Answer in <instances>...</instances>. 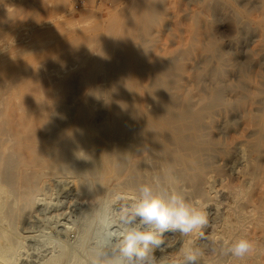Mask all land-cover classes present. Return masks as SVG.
Returning <instances> with one entry per match:
<instances>
[{
    "label": "bare ground",
    "instance_id": "bare-ground-1",
    "mask_svg": "<svg viewBox=\"0 0 264 264\" xmlns=\"http://www.w3.org/2000/svg\"><path fill=\"white\" fill-rule=\"evenodd\" d=\"M207 1L208 0H206V3ZM1 2H3V6L0 5V15L3 18L9 17L13 13V11H8V8H13L15 11H18L26 5V0H1ZM47 3L45 4V6H47ZM164 3L165 0H131L129 6H127L123 10L121 18L116 19V21H114V24L112 23L113 20H111V23L113 25H111L110 29H105L106 31L103 35V30L101 29L100 32L95 33L94 36L89 38L88 40L87 38L84 39L85 45L81 44V46H79L81 50L83 46L84 50L86 48L90 49L92 59L90 60V63L86 65V67H81L83 60V56H81V53L83 55V53L85 52L83 50L81 52V50H79L80 48H78L79 51L76 49V53L79 52V55L77 56L76 54L75 56L79 57V59L81 58L79 61H77L78 58L75 59L73 54L71 55H73L72 57H74V59L71 60H69L70 58H72L71 55L70 57L67 56V58L66 56L60 55L67 61L69 60L71 62L73 60L72 62H77L72 64L70 62H67L65 64V60L63 61V59L60 58L62 63H64V66L59 65L60 63H57V65L55 62L54 64L52 62V64H56V66L51 67V65L48 64L51 63L49 60L47 63L43 61L44 64H42L43 62L41 61L42 63H39L40 65L38 64V66H35L33 69H26V71H29L27 73L28 76L25 75V70H22V74L25 76V78L23 75L21 77L18 76L19 74L21 75V71L19 72V70H17L21 64L17 66L18 63L16 62L6 66L4 70H2V73L6 74V77L8 76V74L12 75L11 73H13V75L19 73L16 76L14 75L15 81L9 80V84L14 81L13 84L11 83L12 85L10 84V88L13 86V89H20L18 93L21 94L18 95H22L21 97L23 101L19 98V100H21L20 102H22L20 103V105L18 103V105L16 104L17 106L15 105V107H10L6 110V114L4 115L5 118H3V122L0 123V137L2 138L1 140H3L1 143H8V146H10L11 148L5 147V145L3 146V144L2 146L4 148H8L9 150H11L13 147V153L11 152L12 154L15 155L17 152L20 156H22L20 158L23 159L24 157L25 163L22 161L24 164H21L22 167L19 172H22L21 176L23 179H28L24 178L27 177L25 175H29L28 177L30 178V176L33 174V177H40L39 181H42L44 177V179L46 180V184L48 182V184L50 183V185L52 182L53 184L59 183L58 185L62 184V182H68L71 185L74 184V186L70 185L71 187H74V189L76 187L78 191H83L82 193L84 194L83 196H85V198L86 192H90V194L93 193L95 195L102 191L100 190L101 188H98V193H95L94 191L96 189L95 186L100 181L98 180V176L100 175V173L102 175V177L100 175V177L102 178V183L106 184L109 183V179H112L113 181L118 178L120 171L122 173V170L126 166L128 167L126 168L128 173L124 172L126 175L124 173H122L123 175L121 174L123 176V178H120L122 181L119 179L116 180L121 182H118L119 185L126 184L127 186V183L129 182H127V180H130L129 177L131 179L133 177V180H135L136 177L134 176H136L138 173L141 174V171H138L143 167H146V163L148 164V162L150 161L152 164L148 166H151V168L154 166L155 169H158H156V171H161V173L163 172L162 176L159 175L161 173L157 172V175H159V180L163 178V181L165 183L172 186L174 179L176 181L181 180V182L190 179L192 182L194 179L191 178V176L189 178L188 175L190 171L193 174L195 172L194 175H196V179L199 176L200 179L201 176L205 177L208 173H206L207 171L205 172L204 169L206 166H210L211 163L205 165L203 164V162L212 154L218 155L220 152L224 151L226 158H222V161L225 159L227 163H231L232 161H234L235 163V161L238 159V154L236 153L241 152L239 151V149L243 147L241 149L243 150V152L242 154L240 153L242 156L239 155V161L242 163L241 168L243 167L242 169H244L239 172V176L241 178L240 183L242 181V183L244 184L243 187H246L245 190L248 191L249 188L250 190H252V198L249 197V201V199H246V197H244L246 200H248L246 205L244 203H240L241 205L237 204L241 207L245 206V208H243L246 210V213L248 215V217H246L245 215V222H242L244 224V226L242 224V228H248L247 225L251 224L255 225L254 227L256 228L261 227L260 229L263 230L264 168H262L263 166H260L261 168L258 169L259 166L256 167L257 162L254 163V166L252 161L255 162V158L257 157V155L259 156V151L261 150V148H264V0H217L214 5L215 13H221V11L231 10V16L228 18L230 19L232 27L235 31V36H233V40H231L233 42L232 44H234L235 48H237L236 51L239 54V56L234 61L226 57L225 51L219 48L216 42L213 43L212 40L209 39V37L204 38L200 29L198 28L189 30L186 37H184L185 35L183 37H173L165 43L157 40V33L155 36L157 39L149 40L147 36H149V34L151 35V33L149 32L150 30L153 31V29L158 28L161 30H170L171 28L170 24L168 23V21L170 20L167 19L168 21H166L162 19V13L165 11ZM4 6H6L7 9H4ZM35 10L37 9L35 8ZM17 18L18 17H16V19ZM172 26L174 29V25ZM188 26L189 25H187V27ZM80 34L82 35L83 32ZM244 37L245 39L251 38L253 42L247 45V43L243 39ZM75 40L77 41V39H74L73 41ZM78 41L79 43H81L80 41L82 40L78 39ZM61 43L54 45L53 47L52 45L44 46V51L51 49V52L54 51L52 53H56L57 51L62 49V45H66H60ZM21 48V43L17 44L14 41H7L5 38V32L0 31L1 60L2 58H12L13 56L17 55ZM115 49L119 50L117 54L121 56H119L122 63L121 68L119 67L121 70H119L120 75L118 77L115 76L117 79L115 77H112L115 78L114 81L111 79L113 83L111 82L109 85H105L110 79H107L108 81H105L104 83V77H100V75H102V67L104 66L103 62L105 60V57ZM48 54L50 55L49 52ZM110 54L112 55V53ZM54 55H58V52ZM54 55L51 54L52 57H50L53 59ZM42 56L43 54L40 57ZM40 57H38L39 60ZM108 57H110V55ZM114 58L115 56L112 58L113 61ZM34 60L35 59H33V61ZM108 60L111 61L109 58ZM15 61L16 59H14L12 62ZM31 62L32 59L30 63ZM110 63H108V65ZM26 64L28 63H25V65ZM33 64L35 65V63ZM105 64L107 65V63ZM117 64L118 66H120V63L117 62ZM48 65L49 68H53L54 71H50V69L46 70L45 66ZM1 66L2 65H0V67ZM226 66L231 67L232 69L234 68L235 71H237V84H231L228 80H225L226 70H224V67ZM26 67L29 66L26 65ZM109 67L110 66H107L108 69ZM20 68L22 69V67ZM111 69L116 70L115 67ZM105 70L106 69L104 68V71ZM116 71L114 72V74L117 75ZM59 75L61 77H59ZM12 76L10 77L12 78ZM1 77L2 76H0V78ZM10 77H8V79ZM27 80L38 82L37 84H35V82L32 83L31 81L29 83L30 85H27L26 87L25 85ZM31 83L33 85L35 84V88H32L33 85H31ZM9 84L7 86H9ZM61 87L63 88V91L60 90ZM14 96L15 94L12 97ZM232 110H234L236 113L240 112L245 115L244 119L246 118V116L249 117V119L254 122V126L252 125V122H250L251 125L249 128L252 129L248 128L247 131H245L247 134L243 130L241 131L246 135L244 134L242 137V133H240L239 137H241V139L233 141L232 144L231 139H228L231 142H228L229 145L227 144V147H223L224 143L222 144L214 140H209L208 136L212 133L214 134L217 132L218 125L220 126L219 121L225 118L227 114L230 115L229 113ZM245 124L246 126L249 125L248 122H246ZM128 129L130 130V132H128L127 135L125 132L129 131ZM124 133L127 135L126 137ZM250 137L254 138L251 139ZM131 140H136L134 146V155L131 158L129 157V159L127 155L125 161L126 151L129 152L131 149L129 147L125 151L124 149L129 141L131 142ZM132 144H134V142ZM2 146H0V149L2 148L0 150V152L2 151L1 153L4 152V148ZM7 152L9 154L10 151L7 150ZM39 153L42 154L41 161L38 160L37 155ZM131 154H129V156ZM254 155L255 158H253ZM124 161L126 163H124ZM263 161L264 159L262 160V162ZM233 165L234 164H232V166ZM90 168H92L93 171L95 170V176L93 175L94 177L86 179V175L90 171ZM152 169L154 170V168ZM151 171L152 170H150V172ZM238 171L236 172L238 173ZM30 173L32 174L30 175ZM152 173L154 172H151V174ZM145 174L146 173H144V175ZM2 176L1 178H3ZM32 176L31 178H33ZM151 178L152 177H150V179ZM236 178L237 177H235V180ZM123 180L125 181V183H123ZM24 181L23 184L25 183ZM36 181L38 182V180ZM131 181L128 184L132 183L134 185L133 182L135 181ZM163 181L162 184L164 185ZM176 181L174 182V184L176 183ZM206 181L207 183L204 182L206 185H211V183H208V180ZM236 182L239 184L238 180ZM179 183L176 184L179 185ZM18 184L21 185L22 183ZM26 184H28V182ZM48 184L47 186H49ZM98 185L97 187L101 186ZM119 185H117V183H114V185L111 187V190H108V193L111 194L112 192V194H114L115 192L120 191L118 188L122 187L123 185L117 187ZM133 185L131 186L132 190ZM5 186L2 187L5 188ZM23 186L26 189L28 187H26V185ZM126 186H123L122 188ZM243 187L241 188L244 189ZM30 188L31 191H38L36 188L41 190L42 187L40 188L35 186V189H32L31 186ZM134 188L137 189L136 187ZM172 188H175V186H173ZM238 188L236 189L233 187L232 189L231 187L230 189H232L233 191L236 189L237 192L242 190L241 188H239L241 190L238 191ZM211 189H213V187ZM20 190L21 189H19V191ZM77 190H75L74 192L77 193ZM0 191L2 192L0 193V195H3L4 192H7V189H4V192L2 190ZM35 191L33 192V194L36 193V196L41 195L40 193H42V190L39 194H37L38 192ZM121 191L123 193L126 192L122 189ZM233 193H236V191ZM246 193H244L243 195L242 192H240L237 196L239 198L240 194L242 196H245ZM94 195L91 196L94 197ZM11 196H13V193ZM27 196L25 197L27 198ZM31 196L34 197V195ZM108 196L109 198L112 197L110 195ZM93 197L92 200L95 199ZM235 197L233 196L232 198L236 199ZM14 198H16V196ZM18 199L20 198H17V200ZM28 199L31 201L30 198ZM48 199L50 198L48 197ZM3 200L1 201L2 203L5 202ZM94 201L97 202V199ZM237 201L240 202V199H238ZM36 202L38 203L39 199ZM83 202L86 203L85 201ZM101 202L103 201L99 199L97 203L100 204ZM238 202L233 203L235 204ZM7 203L8 202H6V204ZM91 203L94 202L91 201ZM95 203L94 205H97V203ZM233 203L232 205H234ZM34 204L35 206L37 205L36 203ZM239 206L236 207L239 208ZM233 208L232 206H229L230 212H233ZM235 208L234 214H236L235 210L236 212H240V210L238 211V209ZM105 210L101 211L105 212ZM2 212L3 211H1V213ZM231 214L234 215L233 213ZM239 214L241 216V213ZM230 216H228L227 218L231 219ZM243 218L241 219V221L243 220ZM247 220L248 223H246ZM227 221H225L224 223L226 224ZM233 222L235 224H233ZM233 222L232 224L236 229L234 231L238 232L237 230H239L238 227H241V223L239 226L238 223L240 221L236 222V220L234 219ZM229 224L228 226L231 225ZM0 226H2V224H0ZM89 226L87 228L88 230H90ZM225 229L227 231L229 230V232L231 231L230 229H228V227H226ZM244 230L242 229V231ZM251 230L255 232V230ZM0 231L2 230L0 229ZM242 231L241 233H239L240 231L238 233L242 235ZM233 232H230V234ZM246 232L248 233L249 231H245V233ZM255 234H249L247 238L255 242L256 245V241L262 242L264 240V230L261 231V233L258 235L257 233ZM86 235L84 234L82 241L86 240ZM236 235V233L235 235L231 234L230 237L235 236L236 238ZM2 236L3 235H1L0 237ZM2 246L5 245L3 244ZM259 246L256 245V247ZM262 250L264 253V249ZM256 253L258 254V252ZM252 255L250 256V258L253 257V261L248 257H246V259L248 258L250 262L255 264L254 260L257 259L256 256L258 257V255ZM243 261L245 262V260ZM250 262L248 264H250Z\"/></svg>",
    "mask_w": 264,
    "mask_h": 264
},
{
    "label": "rangeland",
    "instance_id": "rangeland-1",
    "mask_svg": "<svg viewBox=\"0 0 264 264\" xmlns=\"http://www.w3.org/2000/svg\"><path fill=\"white\" fill-rule=\"evenodd\" d=\"M49 1H50V3H49ZM49 1L48 0H28L27 1L26 0V3H25L26 5L24 7H22L21 9H19L18 11L17 10L15 11L13 8H11V9L8 8V11H10V12L13 11L11 16L3 18L0 15V31L5 32L6 40L7 41H14L17 44L21 43V46H22V48L18 52V54L13 56L12 58L11 57L2 58L3 61L0 59V65H2L1 66L2 68L0 67V73H2V70H4V68L6 66L11 65V64L16 63V62L18 63L17 66H19L21 64L17 69V70H19V72L21 71L20 72L21 75L19 73H16V75L19 74L18 76H20V77L23 75L22 72L24 70H25L24 71L25 75H27V73L29 72L28 68L33 69L35 66H38V64L42 63L43 61L45 63H47L49 60L51 63H48V64L51 65V67L56 66L57 63L58 64L60 63L59 65L64 66V63L65 64L67 62L69 63L70 62L69 60L74 59L76 54H77V56L79 55L78 54L79 52L78 53H76V52H77L78 48H80L79 46H81V44L85 45L84 39L87 38V40H88L89 38L93 37L95 33L100 32L101 29L103 30V32H102V35H103L107 29L111 28V25L114 24V21H116V19L121 18V14L123 13V10L127 6H129V4L131 2V0H49ZM208 1L206 3V0H165V3H164V10L165 11L162 13V19H164L166 21L170 20V21H168V23L170 24L171 28H170V30H166V29L161 30L159 28L153 29V31L150 30L149 32L153 36H151L149 34V36H147L148 39L152 40V39L158 38L157 39L158 41L165 43L166 41H168L169 39H172L173 37H183L184 35H185L184 37H186L189 30H191V29L194 30V29L198 28V29H200L204 38L209 37V39L212 40L213 43L216 42L217 45L219 46V48H221L223 51H225L227 58H229L230 60H233V61L236 60V58L239 56V54L236 51L237 48H235V45L232 44L233 43L232 38H233V36H235V31H234V28L232 27L230 19L228 18L231 16V10L221 11V13L220 12L215 13L214 12V5H215L217 0H211L213 2H211L210 0H208ZM46 3H47V6H45ZM0 5L3 6V2H1V0H0ZM3 8L7 9L6 6H4ZM35 8L37 10H35ZM0 9H1V6H0ZM14 12L18 16L15 15ZM190 15H191V17H190ZM197 16H198V18H197ZM217 16H218V18H217ZM16 17H18V18L16 19ZM11 20H13V21H11ZM111 20H113L112 21L113 24L111 23ZM174 22H175V24H174ZM185 24H186V26H185ZM107 25H109V26H107ZM172 25H174V27H175L174 29H173ZM187 25H189V26L187 27ZM194 25H195V27H194ZM95 27H97V28H95ZM155 30H157V31H155ZM82 32H83V34L81 35L80 33H82ZM156 33H157V38L155 37ZM81 37H83V38H81ZM147 37H146V39H147ZM74 39H77V41L76 40L73 41ZM78 39L82 40V41H80L81 43H79ZM243 39L247 43V45H249L253 42V40L251 38L245 39V37H244ZM59 43H61L60 45H62V44H66V45H62V47H61L62 49L57 51L58 55H54L57 52L52 53L54 51L51 52V49L47 50L50 53V55L48 54L47 51H44V46L52 45V47H53L54 45H57ZM218 43H220V44H218ZM67 46H69V47H67ZM83 47H82V50L85 53H83V55L81 53V56H83L81 67H86V65L90 63V60L92 59V55L90 54L89 48H86L84 50ZM79 50H81V48ZM82 50H81V52H82ZM118 52H119V50H116V49L112 50L110 53H112L113 56L109 53L108 56L110 55V57H108V56L105 57V60L103 62L104 66L102 67V75H100V77H104L103 78V79H105L104 83H105V81H108L109 79L110 80L112 79L114 81V79L120 75L119 70L121 68L122 63H121V58H119L120 55L117 54ZM46 53H47V55H46ZM42 54H43V56L40 57ZM51 54L54 55L53 59L51 58L52 57ZM71 54H73L74 57H72L73 55H71ZM60 55L66 56V58H67V56L70 57V55H71L72 58H70L67 61L66 59H63V57H61ZM114 56H115V58L113 61L112 58ZM38 57H40V60ZM17 58H19V59H17ZM60 58H62L63 61L65 60L64 63H62ZM108 58L110 60L111 59L112 60L109 61ZM14 59H16V61L12 62ZM31 59H32L31 63L32 64L35 63V65L33 64L34 66L30 63ZM33 59H35L34 61H36V59H37L36 62H38V60H39V62L36 63L33 61ZM55 59H56V61H55ZM75 59H77V61H79L81 58L79 59V57H75ZM10 61H11V63H10ZM72 61L70 62L71 64L77 62V61H75V62H72ZM44 62L42 64H44ZM52 62H53V64H54V62L56 64L53 65ZM110 62H113V63H110ZM117 62L120 63L119 64L120 66H118ZM25 63H28L26 65L29 67H26ZM105 63H107V65ZM108 63H110V64L108 65ZM22 65H25V66H22ZM49 65L45 66V69L46 70L50 69V71H54L53 68H49ZM111 65L113 67H115L117 71L114 69H111V68H113ZM115 65H117V66H115ZM31 66H33V67H31ZM107 66H110L109 69L107 68ZM20 67H22V69ZM23 68H25V69H23ZM104 68L106 69L105 71H104ZM26 69H28V70L26 71ZM51 69H53V70H51ZM224 70H226L225 80H228L231 84H237V81H238L237 80L238 79L237 71H235L234 68L232 69L231 67H227V66L224 67ZM115 71H116L117 75L114 74ZM11 74L13 75V73H11ZM12 75L8 74V76L6 77V74H3V73L0 74V76H2L0 78V123L3 122L2 119L5 118L4 115L6 114V110L8 108L15 107V105L16 104L18 105V103L20 105V103H22L20 101L21 100L23 101V99L21 97L22 95H20V96L18 95V94H21V93H18L20 91V89H13L12 88L13 86L10 88V84L11 83L13 84V82L15 81L14 80L15 74L13 76ZM53 75H54V73H53ZM105 75H106V77H105ZM10 76H12V78ZM8 77H10V78L8 79ZM59 77H61V76L59 75ZM112 77H115V78H112ZM24 78H25V76H24ZM6 79L8 82L6 81ZM9 80L10 81L14 80V81H12L9 84V82H10ZM110 80L105 85H109L111 82L113 83V81L112 80L110 81ZM31 81L32 80H27L25 86L27 87V85H30L29 83ZM33 82H35V81H32V83ZM37 82L38 81H36L35 84H37ZM32 83H31V85H33ZM8 84H9V86H7ZM35 84L32 86V88L35 86ZM30 90H32V89H30ZM60 90L63 91V88L61 87ZM14 94H15V96L12 97ZM19 98L21 100H19ZM229 114L230 115L227 114V116L225 118H223L222 120L219 121L220 126L218 125L217 132L214 134L213 133L210 134L212 136H210V135L208 136L209 140H214V141L222 143V144L224 143L223 147L224 146L227 147V144L229 145L228 142L230 140H228V139H231V141H232V142L230 141L231 144L233 143V141L241 139V137H239L240 133H242L241 131L242 130L244 132L247 131V129L251 125L250 122H252V125L254 126V124H253L254 122L251 121L249 119V117H247V116H246V118H245L246 120H245L244 119L245 115H243L240 112L236 113L234 110H232V111H230ZM247 118H248V120H247ZM246 122H248V124L249 123L250 124L246 126V124H245ZM253 126H251V127H253ZM225 128H226V130H225ZM249 129H252V128H249ZM219 131H220V133H219ZM128 132H130V130L125 132V133L128 135ZM245 133H242L241 136L243 137V135ZM126 134H125V137L127 136ZM250 138L253 139L254 137H250ZM1 139L2 138L0 137V140ZM224 140H225V142H224ZM2 141L3 140H1L0 143ZM135 141L136 140H131V142L132 143L134 142V144H132L130 141H129V143L127 142L128 144L126 143L128 146L126 145L124 151L127 150L128 147L131 150L129 149L130 150L129 152L126 151L125 161H126L127 155H128V159H129V157L131 158L134 155V146L136 143ZM3 143H5V142H3ZM3 143H1L0 146H2ZM131 144L133 145V147ZM4 145H5V147L11 148L10 146H8V143L3 144V146ZM8 148H4L3 153H1L2 151L0 152L1 153L0 154L1 155L0 156L1 157L0 158V162H1L0 163V179H1L0 180V182H1L0 183V185H1L0 190H2L4 192V189H7V192H4L3 195L2 194L0 195L1 196L0 202L3 199H6V200H3V201H5V202H3L5 204H3L2 202H1L2 204L0 203L1 204L0 207L2 208V209L1 208L0 209H1V211H3L2 213L0 211V215H1L0 217H1V219H3V220L0 219V224H2V226H0V229L2 231H0V232H1V235H3L2 237H0V248H1L0 250H2V251H0V264H106L107 259H114V258L111 256L107 257V258L99 257L98 253L100 251L110 252L112 247H114L115 241L118 238V236L116 234L118 233L119 228H120V225L118 223L120 210H121L122 206L131 204L133 202L135 196L138 194V187L141 183L142 184L149 183L153 187L155 186L154 189L158 188V189H156L157 191H159L160 189H164V190L171 192L174 190L180 191V189H181L180 192H182L185 195V197L187 198L188 201L202 206L208 214V221H209L208 226H206L204 229H202V231L204 233V237H201L198 233H193L189 236H181L179 233L165 232L164 237H165L166 241H169V246L163 252L156 250L155 255L158 258V264H177V262H180L183 260V254H182L183 249H185L187 247H193V248L201 247V248H203L205 244H208L209 247H211L212 246L211 245L212 240L216 241V244L214 246L217 248V253H212L211 251H206L204 256L200 259L199 264H232L233 262H234L233 264H240L241 261L239 262L238 260H234L233 258L219 255V249H220L223 241L225 239H227V240L234 239L235 236L234 237L232 236L233 237L232 238V237H230L231 234L235 235V233H236L237 234L236 236L238 237V234L241 233L242 229L243 230L246 229V230L242 231V233H243L242 235H244L245 231H249L248 233L252 234V235L255 233H257V235H258L261 233V231L264 230V229L263 230L260 229L261 227L256 228V227H254L255 225H251V224L247 225L248 228L247 227L242 228V224L245 222V215H246V217H248V215L246 213V210L244 209L245 206H243V204H242V206L244 207L243 208L239 205H241L240 203H244L246 205V203L248 202V200H246V199H249V201H250V198H252V190H250V188L247 187V188H249L248 191H250V192H248L247 190H245L246 187H243L244 184L242 183V181H241L242 184L240 183L241 178L239 176L240 175L239 172L244 170V169H242L243 167L241 168L242 163L239 161V159H240L239 155L242 154L243 150H241V149L243 147L241 149H239V151H241V152L238 151L239 153H236V154H238L237 155L238 159L237 160L235 159L236 160L235 163H234V161H232L233 163L232 162L227 163V161L225 159H224L225 161L224 160L222 161V158H224V157L226 158L224 151L220 152L218 155L212 154L211 156L206 158L207 161L205 159L203 162V164H205V165L206 164L208 165L211 163L210 166L208 165L204 169L205 172L207 171L206 172V173H208L207 175L208 176L210 175L209 177L207 175L205 177L201 176V179H200V176H199L198 177L199 179L198 178L196 179V177H195L196 175H194L195 172L193 174L190 171L188 175H189V178L191 176V178L194 179L192 182L190 179H188V180L184 179L185 181H182L183 183L181 182V180L176 181L174 179L172 186L170 184L165 183L163 181V178L160 179L161 181L159 180L158 176L159 175L162 176L163 172L161 173V171L160 172L156 171L157 168L155 169V167L153 165H152L153 166L152 168H154V170L151 168V166H148V165L152 164L150 161L148 162V164L146 163L147 169H146V167H143L142 169H140L138 171V172L141 171L142 175L137 172L139 175L137 173H136L137 175L135 174L136 175V176H134V177H136L135 180H133V177H132V179L129 177L130 180H127V182L129 181L128 183H130L131 180H132L131 182L135 181V182H133L134 185L131 183L133 185V190L131 188V186H132L131 184L127 183V186H126V184L125 185L120 184V185L126 186V187L122 188L123 186L120 187V185H119V183H121V182L116 180V179L121 180L120 178H123L122 173H124V172L128 173L126 170V168H128V167L125 166L124 169L122 170V173L120 171L118 178H116L113 181H112V179H109V183H106V184L102 183V181H101L102 175L100 173L101 177H100V175L98 176V180H100L98 184L101 183L100 184L101 186L97 184L100 187H97V185H96L95 186L96 189L94 191H95V193H98L99 192L98 188H101L100 190H102V191H100L98 193L99 196H98V194L94 195L93 193L90 194V192H86L85 193L86 198H85V196H83L84 195L82 193L83 191L81 192L80 190L78 191L76 189V187H75V189H74V187H71L72 185L74 186V184L71 185L68 182L67 183L62 182V184L58 185L59 183L53 184V182H52L50 185V183L48 184V182H47V184L50 186L49 187V186H47V184L45 182L46 180L44 179V177H43L42 181H39L40 177L39 178H37V176L33 177L32 173H30V175L32 174L31 176L33 178H31V176L29 178L28 177L29 175H25L27 177H24V178H28V179H26L28 184H26L27 183L26 180L23 179L21 176L22 172L19 173L22 165L25 163L24 157H23V159L20 158L22 156H20L19 153H17V152L15 155L12 154L13 153V147L11 150H9ZM7 150L10 151L9 154H8ZM260 151H259V156L257 155V157L255 158V155H254V157H253V158H255V160L253 159L255 162L252 161L253 164L257 162L256 167L259 166L258 169H260L262 166H263L262 168H264V164H263L264 161L262 162V160L264 159V148H261ZM129 154H131V155L129 156ZM13 155H14V157H13ZM16 155L19 157H17ZM37 156H38V160L41 161L42 154L39 153ZM20 159H22V160H20ZM125 161H124V163H126ZM224 162H226V163H224ZM237 162H240V163H237ZM16 164H17V166H16ZM232 164H234V165L232 166ZM5 166H7V167H5ZM254 166H255V164H254ZM148 167L150 168V170H152L151 172H154V173L151 174ZM229 167H231V168H229ZM91 169L92 168L89 169L90 170L89 172L91 174L88 172L86 175V179L95 176L94 175L95 170L93 171V169H92V171H93V174H92ZM15 170H16V172H15ZM236 171H238V173ZM157 172L161 173V174L157 175L158 174ZM235 172H236V174H235ZM144 173H146V174L144 175ZM18 175H20V176H18ZM1 176L3 178H1ZM142 176L145 180L142 178ZM150 177H152V178L150 179ZM156 177H158V178H156ZM235 177H237L236 180H235ZM99 178H101V179H99ZM124 178H125V176H124ZM157 179H158V181H157ZM21 180H23V181L25 180L24 181L25 183L23 184V181H21ZM28 180H30L31 182ZM36 180H38V182ZM206 180H208V183H211V185L207 184V185H209V186H207L205 184V183H207ZM237 180L239 181V184L236 182ZM114 181H116V182H114ZM162 181H163L164 185L162 184ZM175 181H176V183L180 182L179 185L176 183L174 184ZM188 181H189V184H188ZM18 183H22V184L20 185ZM34 183H35V185H34ZM114 183L115 184L117 183V185H119L117 187H120L123 191L125 190L126 192H124V193L126 195L121 191L120 188H118L120 191L115 192L114 194H112V192L110 191L112 195L109 194L108 190L109 189L111 190V187L114 185ZM123 183H125V181ZM44 184H46V185H44ZM18 185H19V187H18ZM23 185H26V187L28 186L27 189ZM129 185H131V186H129ZM167 185H169V186H167ZM193 185H194V187H193ZM2 186H5V188ZM31 186H32V189H35L34 188L35 186L40 187V188L42 187L41 188L42 191L38 188H36L38 191L34 190L35 192H38L37 194H39L41 191L42 193H40V194L42 196L41 195L36 196V193L33 194L34 191H31V188H30ZM173 186H175V188H172ZM211 186L213 187V189H211L212 188ZM238 186H239V188L243 187L244 189L241 188L242 189L241 190L238 188ZM134 187H136L137 189H135ZM231 187H232V189H233V187L236 189L238 188V191L239 190H241V191L237 192L236 189L233 191L232 189H230ZM23 188H25L27 191ZM168 188H169V190H168ZM209 188L212 190V192ZM8 189H9V191H8ZM19 189H21V190L19 191ZM112 189H114V188H112ZM129 189H131V190H129ZM70 190H71V192H70ZM75 190H77L76 191L77 193L74 192ZM21 191H22V193H21ZM232 191L233 192L236 191V193H233ZM11 192L13 193V196H11L12 195ZM14 192H16V193H14ZM72 192H73V194H72ZM120 192H122V193H120ZM240 192H242L243 195H244V193H246V195L242 196L240 194L239 198H238L237 195ZM0 193H2V192L0 191ZM26 193H27V195L28 194L34 195V197L36 196L37 198L36 197L34 198L31 195L27 196ZM88 194L90 197L88 196ZM4 195H6V196H4ZM91 195H94V197ZM108 195H110L112 197L109 198ZM214 195H216V196H214ZM15 196H16V198H14ZM25 196H27V198ZM117 196H122L123 199H117L116 198ZM233 196L234 197L237 196L235 198L237 200L240 199V202H238L236 199L232 198ZM31 197H32V199H31ZM48 197L50 199H48ZM80 197H82V198H80ZM92 197L95 199L92 200ZM244 197H246V199ZM7 198H8V200H7ZM13 198L16 201H14ZM17 198H20V199L22 198L21 199L22 201L20 199L17 200ZM28 198H30L31 201ZM38 199H39V202L37 203L36 201ZM41 199H43V200H41ZM44 199H46V200H44ZM96 199H97V202L99 199L102 200L103 202H101L99 204L96 201H94ZM108 199H109V202H108ZM83 201H85L86 203H84ZM91 201H93L94 203L96 202L97 205H94V203H91ZM232 201L238 202V203L234 204ZM6 202H8V203L6 204ZM11 202H12V204H11ZM29 202H30V204H29ZM18 203H20V204H18ZM34 203H36L38 206L37 205L35 206ZM232 203L234 205H232ZM88 204H91V205H88ZM229 204H231V205H229ZM237 204H239V205H237ZM6 205H7V207H6ZM32 205H34V206H32ZM105 205H107V206H105ZM235 205L237 207L239 206V208H237ZM229 206H232V208L236 207L235 209H238V211L240 210V212H236V210H235L236 214H234V208L232 209L233 212L232 211L230 212L231 208L229 209ZM101 210H105V212L101 211ZM91 211H93V212H91ZM243 211L245 214L243 213ZM231 213H233L235 216L232 215ZM239 213H241V216ZM242 213L244 214V216ZM96 216H97V218H96ZM228 216H230L231 219L227 218ZM239 217L240 218L244 217L243 218L244 221L243 220L241 221L242 218L240 219ZM4 218H5V220H4ZM227 219H228V221H227ZM234 219L236 220V222L240 221L238 223L239 226L241 223V227H238L239 230H237L238 232L240 231L239 233L234 231V230H236L234 228L235 226H233V224H235L233 222ZM92 220H93V222H92ZM225 221H227L228 224L230 221V224L232 225V227L234 229L231 227L230 224H229L230 226H228L227 222L225 224L224 223ZM81 222L83 225L81 224ZM232 222H233V224H232ZM246 223H248V220L246 221ZM87 225L90 227L89 228L90 230L87 229L88 228ZM243 226H244V224H243ZM226 227H228V229L231 230L230 232L234 231L235 233L233 232L234 234L233 233L230 234L229 230L227 231L225 229ZM81 229H82V231H81ZM85 229H87V230H85ZM232 229H233V231H232ZM251 229L255 230V232L252 231ZM257 229H259V230H257ZM87 231H89V232H87ZM248 233L246 232L245 236ZM84 234L85 235L87 234L85 237L86 240L82 241ZM91 235H92V237H91ZM242 235L239 234V236H242ZM248 235H247V237H248ZM3 237H4V239H3ZM263 241L262 242L256 241L257 242L256 245L259 246V244H260V246L256 247L257 248L256 252H258V254L256 252L254 253V256H255V254L258 255V257L256 256L257 259L254 260L255 264H263L264 263V261H263L264 260L263 259L264 253L262 250V249H264ZM3 244L5 246H2ZM258 248L261 250H259ZM85 249H86V251H85ZM76 251H78V252H76ZM259 252H260V254H259ZM248 258H250V256H248ZM252 258H250V259L252 260ZM247 259L245 258L244 259L245 262L242 261L241 264H248L250 261H249V259L248 260ZM250 264H253V263L250 262Z\"/></svg>",
    "mask_w": 264,
    "mask_h": 264
},
{
    "label": "clouds",
    "instance_id": "clouds-1",
    "mask_svg": "<svg viewBox=\"0 0 264 264\" xmlns=\"http://www.w3.org/2000/svg\"><path fill=\"white\" fill-rule=\"evenodd\" d=\"M117 199H123L117 196ZM120 225L118 238L110 252L100 251L99 257L107 259L106 264H158L156 250L163 252L169 241L165 232L189 236L198 233L204 237L202 229L208 226V214L205 209L187 200L180 191H157L149 183L139 185L138 194L133 202L122 206L118 218ZM207 239V238H206ZM211 241V247H187L182 250L183 260L177 264H199L206 251L217 253ZM256 252L255 243L247 236L232 240L225 239L219 249V255L243 261Z\"/></svg>",
    "mask_w": 264,
    "mask_h": 264
}]
</instances>
